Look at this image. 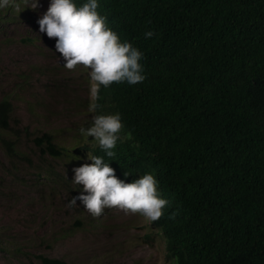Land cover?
Listing matches in <instances>:
<instances>
[{
    "label": "trees",
    "instance_id": "16d2710c",
    "mask_svg": "<svg viewBox=\"0 0 264 264\" xmlns=\"http://www.w3.org/2000/svg\"><path fill=\"white\" fill-rule=\"evenodd\" d=\"M35 10L12 0L0 30L11 12ZM97 11L143 53L145 79L97 89L95 113L121 115L115 155L95 140L73 151L103 156L125 182L154 175L168 204L151 223L169 264H264V0H98ZM39 40L38 25L20 41L41 53ZM12 98L1 93L0 131L16 122ZM31 141L42 154L64 153L49 132Z\"/></svg>",
    "mask_w": 264,
    "mask_h": 264
},
{
    "label": "rangeland",
    "instance_id": "374dc122",
    "mask_svg": "<svg viewBox=\"0 0 264 264\" xmlns=\"http://www.w3.org/2000/svg\"><path fill=\"white\" fill-rule=\"evenodd\" d=\"M38 4L37 15L47 0ZM11 17L0 30V39L18 40L0 48V96L3 91L14 95L16 119L0 131V264H39L37 255L70 264H169L163 235L142 214L113 206L94 217L79 199L68 206L83 190L71 182L73 168L90 163L85 151L73 149L94 142L77 132L96 114L95 109L89 113L93 82L79 64L62 67L55 37L39 31L41 53L20 41L37 32L38 17L30 11ZM21 73L26 75L22 83ZM42 132L53 135L64 150L61 156L42 154L33 144L31 138ZM3 139L13 141V152Z\"/></svg>",
    "mask_w": 264,
    "mask_h": 264
},
{
    "label": "clouds",
    "instance_id": "9594fccd",
    "mask_svg": "<svg viewBox=\"0 0 264 264\" xmlns=\"http://www.w3.org/2000/svg\"><path fill=\"white\" fill-rule=\"evenodd\" d=\"M12 0H0V9L11 5ZM25 7L33 10L39 7L38 0H23ZM98 0H47L46 9L39 14V31L49 38L55 37L53 47L62 59V67L71 69L79 64L87 69L92 81L90 93L94 98L100 85L108 87L113 82L136 84L145 79L141 59L143 53L130 42L121 41L118 34L109 27L107 17L97 11ZM145 38L153 36L152 30L144 33ZM95 105L89 107L93 113ZM91 124L79 127L77 132L85 139L92 136L107 157H113L120 131L123 127L119 112L93 114ZM130 134L125 133V136ZM88 164L73 168L71 181L82 185L83 190L68 201L76 205L79 199L91 215L100 216L105 208L116 207L124 213H140L150 221L162 215L168 204L158 189V181L150 172L131 182L119 179L103 156L89 155ZM130 173H125L129 175ZM175 213L169 215L174 219Z\"/></svg>",
    "mask_w": 264,
    "mask_h": 264
}]
</instances>
